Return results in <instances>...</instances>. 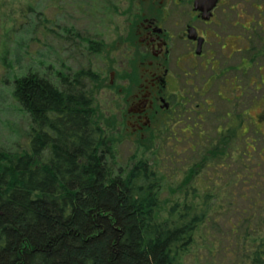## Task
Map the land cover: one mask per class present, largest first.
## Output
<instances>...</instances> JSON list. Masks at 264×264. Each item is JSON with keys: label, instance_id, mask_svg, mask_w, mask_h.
I'll list each match as a JSON object with an SVG mask.
<instances>
[{"label": "trees", "instance_id": "obj_1", "mask_svg": "<svg viewBox=\"0 0 264 264\" xmlns=\"http://www.w3.org/2000/svg\"><path fill=\"white\" fill-rule=\"evenodd\" d=\"M59 37L66 58H80V66L62 57L55 69L31 67L13 80L11 96L29 124L24 144L0 145V264H181L198 228L215 230L219 218L237 257L264 264V192L254 214L238 204L231 213L226 202L233 180L264 161L257 137L245 144L240 121H224L213 133L195 130L202 143L169 146L168 161L176 170L182 163L185 177L177 190L194 194L203 180L205 189L196 202L183 199L159 216L162 170L148 156L121 161L111 129L99 121L95 95L106 65L95 58L103 39L72 28ZM256 129L264 139V128ZM244 197L235 194L238 203Z\"/></svg>", "mask_w": 264, "mask_h": 264}, {"label": "flooded vegetation", "instance_id": "obj_2", "mask_svg": "<svg viewBox=\"0 0 264 264\" xmlns=\"http://www.w3.org/2000/svg\"><path fill=\"white\" fill-rule=\"evenodd\" d=\"M123 16L125 68L111 71L109 82L111 101L122 105L117 122L131 138L192 145L204 140L195 130L240 121L244 143L252 141V91L264 77V0H130ZM257 120L264 127L263 110Z\"/></svg>", "mask_w": 264, "mask_h": 264}, {"label": "rangeland", "instance_id": "obj_3", "mask_svg": "<svg viewBox=\"0 0 264 264\" xmlns=\"http://www.w3.org/2000/svg\"><path fill=\"white\" fill-rule=\"evenodd\" d=\"M129 1L0 0V145L10 147L16 142L24 144L27 138L29 119L18 112L11 96L14 78L26 74L31 67L44 69V64L53 63L55 69L62 57L71 67L80 66V58L68 60L66 57L69 50L66 49L68 54L62 52L59 34L64 28H72L87 37L98 34L103 39V59L98 57L95 61H98L97 66L101 68L103 64L106 65L101 75V86L95 95L99 121L104 126L106 123L111 129L121 161L131 163L141 155L148 156L158 164L162 170V187L157 213L164 217L176 202L180 204L183 199L190 201L191 198L196 202V197L203 193L205 184L201 179L203 184L196 187L199 191L194 189V194H187L188 191L184 189L177 190L184 174L180 171L182 163L175 162V168H178L176 170L168 161L171 154L169 146L156 145L149 135L142 140L131 138L128 126L117 122L122 105L119 101H111L114 87L110 86L109 81L111 71L118 74L125 68L120 62L123 49L121 36L124 33L123 10ZM29 7L33 10H28ZM68 37L69 35L66 36L67 39ZM117 84L118 81L115 80L114 85ZM254 87L258 89L252 91L253 106L249 111V119L254 124H250L252 132L249 137H257L256 150H259L264 145V139L260 134L254 133V129L264 128L257 120L262 110L264 112V77L255 81ZM204 129L213 133L210 126H205ZM243 173L239 181L234 179L229 186L230 196L226 202L231 213H235L233 209L238 204L241 213L254 214L258 205L257 198L264 192V161L252 163V167L249 166ZM190 181L193 182L194 179L191 178ZM238 190L245 193L239 203L235 200ZM222 221V218H219L217 229L207 233L203 228H198L194 237L195 243L190 246L188 253L182 255L181 264H246L243 259L237 257L231 241L232 235L225 233L227 228Z\"/></svg>", "mask_w": 264, "mask_h": 264}, {"label": "water", "instance_id": "obj_4", "mask_svg": "<svg viewBox=\"0 0 264 264\" xmlns=\"http://www.w3.org/2000/svg\"><path fill=\"white\" fill-rule=\"evenodd\" d=\"M202 0H195V4L197 5L198 3H200Z\"/></svg>", "mask_w": 264, "mask_h": 264}]
</instances>
